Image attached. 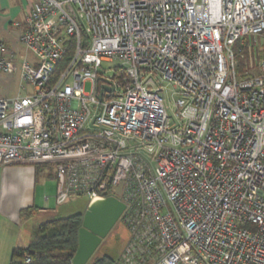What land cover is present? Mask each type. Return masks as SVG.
Wrapping results in <instances>:
<instances>
[{
  "label": "built area",
  "instance_id": "1",
  "mask_svg": "<svg viewBox=\"0 0 264 264\" xmlns=\"http://www.w3.org/2000/svg\"><path fill=\"white\" fill-rule=\"evenodd\" d=\"M247 37L264 0H36L29 56L0 40L26 91L0 98V165L54 166L58 206L125 203L116 264H264V54L240 70Z\"/></svg>",
  "mask_w": 264,
  "mask_h": 264
},
{
  "label": "crops",
  "instance_id": "2",
  "mask_svg": "<svg viewBox=\"0 0 264 264\" xmlns=\"http://www.w3.org/2000/svg\"><path fill=\"white\" fill-rule=\"evenodd\" d=\"M49 166L0 165V264H9L14 249L29 245L36 226L58 216L46 208L51 199L55 200L57 190L54 169H45ZM27 209L33 215L23 218L21 212ZM40 215L47 218L34 221ZM30 220L34 224L27 228Z\"/></svg>",
  "mask_w": 264,
  "mask_h": 264
},
{
  "label": "rangeland",
  "instance_id": "3",
  "mask_svg": "<svg viewBox=\"0 0 264 264\" xmlns=\"http://www.w3.org/2000/svg\"><path fill=\"white\" fill-rule=\"evenodd\" d=\"M35 0H0V40H3L10 48L17 51V53L25 55L27 50L20 44V35L22 26L26 17V11L29 4ZM246 47V59H238L239 66L247 65L250 58V53L256 54V60L259 62L264 54V37H247L245 39ZM238 51V48L235 49ZM256 65V64H255ZM254 74L259 73V68L256 65L253 69ZM170 88V86H169ZM84 91L89 93L91 91V84L86 83ZM26 91L22 89V82L18 71L13 73H0V98L16 97L18 95H24ZM165 101L168 106L171 102V94L166 92ZM168 115L171 120L174 119L173 111L169 107ZM46 170H55L54 166L45 168ZM89 206V198L84 195L82 197L71 198L66 204L58 206L56 201L51 199L50 204L46 205V208L52 212H55L61 218H68L77 214H84ZM47 216L40 215L34 219V221H40ZM29 221V220H28ZM32 220L27 225V228L33 226ZM36 228V227H35ZM130 238V231L122 218L114 226L108 236L103 240L90 261L96 258L107 256L115 261L120 260L124 249L127 246ZM30 242V241H29ZM89 261V262H90ZM88 262V263H89ZM113 263V264H115Z\"/></svg>",
  "mask_w": 264,
  "mask_h": 264
},
{
  "label": "trees",
  "instance_id": "4",
  "mask_svg": "<svg viewBox=\"0 0 264 264\" xmlns=\"http://www.w3.org/2000/svg\"><path fill=\"white\" fill-rule=\"evenodd\" d=\"M244 66L240 67V70ZM39 167V166H36ZM33 212L23 210L21 216L30 218ZM83 214L68 218L53 216L34 228L31 241L26 248L13 250L9 264H72L78 250L79 230ZM30 262H26V259ZM115 261L107 256L96 258L88 264H113ZM116 264V263H115Z\"/></svg>",
  "mask_w": 264,
  "mask_h": 264
},
{
  "label": "water",
  "instance_id": "5",
  "mask_svg": "<svg viewBox=\"0 0 264 264\" xmlns=\"http://www.w3.org/2000/svg\"><path fill=\"white\" fill-rule=\"evenodd\" d=\"M126 205L115 197L92 202L83 214L78 250L72 264H88L103 240L123 217Z\"/></svg>",
  "mask_w": 264,
  "mask_h": 264
}]
</instances>
